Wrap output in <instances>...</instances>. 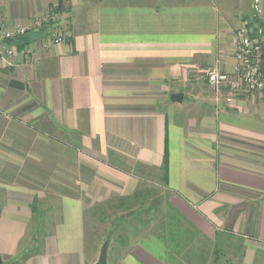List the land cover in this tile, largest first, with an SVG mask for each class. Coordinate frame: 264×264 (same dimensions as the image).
<instances>
[{"label":"crops","instance_id":"obj_1","mask_svg":"<svg viewBox=\"0 0 264 264\" xmlns=\"http://www.w3.org/2000/svg\"><path fill=\"white\" fill-rule=\"evenodd\" d=\"M0 18L26 27L0 59L1 264H94L85 212L141 182L165 191L141 198L149 235L120 264H264V99L217 106L204 79L233 71L239 13L233 28L212 0H0Z\"/></svg>","mask_w":264,"mask_h":264},{"label":"built area","instance_id":"obj_2","mask_svg":"<svg viewBox=\"0 0 264 264\" xmlns=\"http://www.w3.org/2000/svg\"><path fill=\"white\" fill-rule=\"evenodd\" d=\"M262 3V5H261ZM257 13L256 16L264 13V0H253ZM54 13H45L34 17L32 26L42 27L53 19ZM26 27L21 25H9L0 18V59L7 60L15 54L12 41L23 35ZM258 32H263L259 30ZM264 33V32H263ZM65 40L61 30H56L46 44L59 43ZM28 52L22 49L21 54ZM263 48L260 38L255 33V26L244 20L239 23L235 32V64L231 73L219 69L218 61L204 72V79L207 85L216 92L217 96H232L237 94L259 93L264 99V73L261 69Z\"/></svg>","mask_w":264,"mask_h":264},{"label":"rangeland","instance_id":"obj_3","mask_svg":"<svg viewBox=\"0 0 264 264\" xmlns=\"http://www.w3.org/2000/svg\"><path fill=\"white\" fill-rule=\"evenodd\" d=\"M170 1L180 3L184 0H170ZM212 2L215 5H217L219 14L223 18H225L228 24L231 25L233 28L236 27L238 13L240 17L238 21V25L240 22L244 20L246 21L248 20L245 16L248 15L249 11H252V14L257 13L255 5L253 4V0H212ZM260 20L263 21L264 23V13L260 15ZM209 89L212 92L213 103L219 104L222 96L220 95L217 96L215 91H213L210 87ZM251 94H256V93H251ZM140 187L148 189L150 193L152 192L155 193L156 191L161 193L165 191L160 186L155 184H150L147 182H141ZM116 199H117V195H115V197L112 195V198H110V200L108 199L106 201L97 203L95 206H93L92 210L90 209L89 211L85 212L84 236H85V246L87 248L86 255L87 258L92 257L93 258L92 260H95V262L97 261L101 245L103 244L104 241H106L105 238H107L108 241L107 264H120L121 263L120 258L125 251L124 239L121 236L127 235L125 230L128 229L129 232L130 229L134 228L133 225L134 218L130 217L128 221H124L120 223V225L124 226L125 230H122L121 226H118V228H115L112 231L113 219L118 214H120L122 210H124V206L123 208H120V205L116 202ZM124 202L125 204H128L131 203L132 200L127 199ZM114 203H117V206L110 207L111 205H114ZM30 234L31 231H29L27 238H25L24 240L25 243L29 241ZM138 235L139 237L143 236L144 230L142 231L138 226H136V232L135 233L133 232L131 234L132 237H130V239L133 240L134 239L133 236L137 237ZM146 235L149 234L146 233ZM146 235H144L143 237H145ZM126 239H128V237H126ZM0 264H1V259H0Z\"/></svg>","mask_w":264,"mask_h":264},{"label":"trees","instance_id":"obj_4","mask_svg":"<svg viewBox=\"0 0 264 264\" xmlns=\"http://www.w3.org/2000/svg\"><path fill=\"white\" fill-rule=\"evenodd\" d=\"M60 3V2H59ZM58 3V5H59ZM253 15V18L252 19H249V24L252 25V26H255V33L257 34V37L260 38V42L262 44V48H263V57H262V61H261V69L264 73V33L263 32H258L259 30H263L264 29V25L263 23L261 22L260 18L258 16H256V14H252ZM24 35V34H23ZM21 35V36H23ZM19 36V37H21ZM18 38V37H17ZM28 41V40H27ZM27 41H23L19 44V46H24L26 44ZM164 165V164H163ZM163 171L164 170V166L163 168H161ZM165 173V172H163ZM164 175V174H163ZM141 186V185H140ZM138 186V188L136 189L135 193L130 196V197H127V198H121V197H118L116 199V202L120 205V208H123L124 206V210H122V212L120 214H118L114 219H113V227H112V231L115 229V228H118V226H121V229L122 230H125L124 226L120 225V223L124 222V221H128L130 217H133V218H138V223H139V226L140 224L143 222V221H146L148 222L149 220H153L154 218H152V216H149L147 213L148 211L151 209V208H154L155 206H152V203H145L144 201L141 200V198L143 197H148L151 195V193L148 191V189L146 188H142ZM153 193V192H152ZM127 199H131L132 202L131 203H128V204H125V200ZM156 202V201H155ZM109 203V202H108ZM117 203H114V205H111L110 207H113V206H117ZM125 204V205H124ZM133 205V207H132ZM134 205H136V207H138V210L134 212ZM157 208V206L155 207ZM128 212V213H127ZM146 213V214H145ZM129 214V215H128ZM150 217V218H149ZM145 230V229H144ZM147 230V229H146ZM145 230V231H146ZM111 231V232H112ZM127 235H123L121 236L123 239H124V244L129 242V240L126 239V237L130 236L132 233H133V229H130L129 232H128V229L125 230ZM143 231V230H142ZM35 233V232H34ZM36 236V235H34ZM109 237V236H108ZM36 238V237H35ZM38 240V239H36ZM105 240H107V238H105ZM86 251H87V248H85ZM39 250V247L38 246H35L33 247L32 249H22L21 248V252L19 253L21 258L22 259H26L27 257H29V255L31 254V252L33 251H38Z\"/></svg>","mask_w":264,"mask_h":264},{"label":"water","instance_id":"obj_5","mask_svg":"<svg viewBox=\"0 0 264 264\" xmlns=\"http://www.w3.org/2000/svg\"><path fill=\"white\" fill-rule=\"evenodd\" d=\"M173 99L175 101L181 100V94H175ZM107 251H108V241H104L101 245L97 261L94 264H107Z\"/></svg>","mask_w":264,"mask_h":264}]
</instances>
